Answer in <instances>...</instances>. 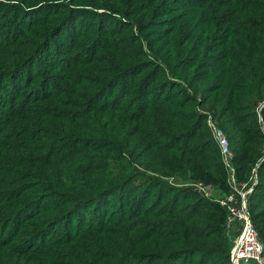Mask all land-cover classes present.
<instances>
[{
  "label": "trees",
  "instance_id": "16d2710c",
  "mask_svg": "<svg viewBox=\"0 0 264 264\" xmlns=\"http://www.w3.org/2000/svg\"><path fill=\"white\" fill-rule=\"evenodd\" d=\"M1 17L28 42L0 54V264H232L225 206L194 191L174 206L180 191L163 178L111 176L110 161L130 147L121 137L137 138L110 129L139 128L157 106L183 113L208 91L223 103L225 89L255 94L264 0H0ZM230 115L232 161L253 163L260 128L234 131L243 120ZM192 172L231 190L221 165ZM263 190L264 174L247 209L264 247Z\"/></svg>",
  "mask_w": 264,
  "mask_h": 264
},
{
  "label": "rangeland",
  "instance_id": "374dc122",
  "mask_svg": "<svg viewBox=\"0 0 264 264\" xmlns=\"http://www.w3.org/2000/svg\"><path fill=\"white\" fill-rule=\"evenodd\" d=\"M3 12L6 11L4 10ZM11 23L8 17L0 18V54L3 57H8V55L12 54L14 56L28 42V37L18 34L22 30H18L19 32L11 30ZM101 30H98L99 33ZM107 30L105 29V31ZM83 36L85 37L84 34ZM101 38L102 41L106 40L105 35H102ZM40 56L38 55L32 59L33 62L28 63V66L25 67V73L36 65ZM82 57L84 56L81 55ZM83 60L87 59L84 58ZM91 63L95 67L100 62ZM81 67L83 69L87 68L86 65H81ZM39 77L40 75H38L37 79ZM54 80L51 79L48 82L52 83ZM197 83L203 84L202 82ZM183 85L192 95V87L187 86L185 83ZM212 85L214 84L211 83L210 86L212 87ZM253 86L255 94L249 96L248 92L240 89H234L232 92H227L225 89V96L228 97L229 95L231 98L229 103H223L220 95L214 96V91H208L209 96L197 94L194 105L192 104L183 113L179 109L166 111L163 106H157L158 108L155 110L146 113L151 118H148L139 128L134 127L132 123L123 126L122 122L116 121L118 126L110 129L111 133H114V135L123 134L127 129L131 128L137 140L132 141V139H129L130 137H121L123 144H130V147L125 146L124 151L120 155L121 157L110 161L111 176L119 179L120 182L129 178L138 180L142 177V173L163 178L173 187H177L178 192L180 191L177 201L173 204L174 206L188 204L190 201L187 196L190 191H194L209 200L224 201V199H227L235 208L240 207L241 201L244 200L247 207L249 195L255 190L258 180L264 174V165H262L264 161V78L258 77ZM257 92L260 95L256 94ZM162 97L164 96H160V98ZM249 98L254 101L249 103ZM204 100L207 102L203 104ZM221 104L223 105L221 106ZM243 104H247L249 108L248 113L244 116L239 112V106ZM230 111V118L234 117L239 121L243 120L236 124L233 119L234 131L238 130L244 133L252 125L260 128L261 136L255 138V142L252 141L254 144L250 145L252 148L257 149V153H250L253 163L240 160L237 161V166H235L232 161L235 152L238 153L240 151H238L239 149L237 150L235 143L225 133L226 124L224 122ZM250 115L251 117H249ZM150 133L152 135L147 141L146 138ZM221 139L226 140L228 143V153L226 154H223L219 147ZM241 154L243 155V153ZM150 163L155 169L157 166L162 167L161 169L164 170L165 175L160 176L159 173H151L147 170L146 168ZM196 163L205 169H207V166L221 165L226 170L228 183L231 187L229 193H224L217 186L196 180L192 172ZM182 165L186 166L188 177L182 176L179 169ZM231 176L234 178V183L231 181ZM229 195L233 196V199L226 198ZM263 204V201L259 202L260 206ZM228 216L230 217L231 214L227 211ZM240 232L241 224L238 219H232L229 225L226 223L225 234L231 238L229 241L231 248Z\"/></svg>",
  "mask_w": 264,
  "mask_h": 264
},
{
  "label": "built area",
  "instance_id": "2783aa9c",
  "mask_svg": "<svg viewBox=\"0 0 264 264\" xmlns=\"http://www.w3.org/2000/svg\"><path fill=\"white\" fill-rule=\"evenodd\" d=\"M219 147L223 154L228 153V143L226 140L221 139ZM231 181L234 183V178L231 176ZM229 182V181H228ZM233 199V196L226 197ZM221 205L226 206L231 216L227 217V225L230 224L232 219H238L241 224V232L237 237L234 245L230 250V258L232 264H251L254 261L256 264H264V247L263 244L252 224L249 211L245 205V201H241V206L235 208L226 199L218 201Z\"/></svg>",
  "mask_w": 264,
  "mask_h": 264
}]
</instances>
